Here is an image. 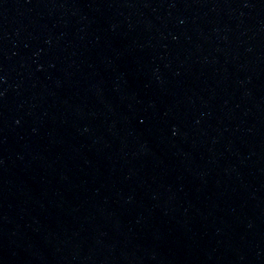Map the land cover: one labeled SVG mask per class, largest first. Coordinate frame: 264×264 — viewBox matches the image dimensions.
Instances as JSON below:
<instances>
[{
    "label": "water",
    "instance_id": "water-1",
    "mask_svg": "<svg viewBox=\"0 0 264 264\" xmlns=\"http://www.w3.org/2000/svg\"><path fill=\"white\" fill-rule=\"evenodd\" d=\"M0 264H264V0H0Z\"/></svg>",
    "mask_w": 264,
    "mask_h": 264
}]
</instances>
